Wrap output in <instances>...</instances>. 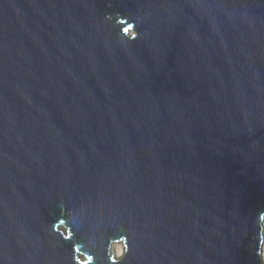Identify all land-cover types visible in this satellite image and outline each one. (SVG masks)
Listing matches in <instances>:
<instances>
[{
    "label": "water",
    "instance_id": "1",
    "mask_svg": "<svg viewBox=\"0 0 264 264\" xmlns=\"http://www.w3.org/2000/svg\"><path fill=\"white\" fill-rule=\"evenodd\" d=\"M263 221L264 0H0V264H264Z\"/></svg>",
    "mask_w": 264,
    "mask_h": 264
},
{
    "label": "bare ground",
    "instance_id": "2",
    "mask_svg": "<svg viewBox=\"0 0 264 264\" xmlns=\"http://www.w3.org/2000/svg\"><path fill=\"white\" fill-rule=\"evenodd\" d=\"M263 227H264V221H263ZM113 249L115 250L117 255H122L123 254V247L119 243H115L112 245ZM262 258L264 261V245H263V250H262Z\"/></svg>",
    "mask_w": 264,
    "mask_h": 264
}]
</instances>
